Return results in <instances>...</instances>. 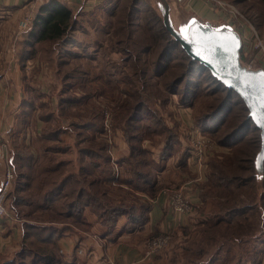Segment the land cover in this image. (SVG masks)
Returning a JSON list of instances; mask_svg holds the SVG:
<instances>
[{
    "label": "trees",
    "instance_id": "16d2710c",
    "mask_svg": "<svg viewBox=\"0 0 264 264\" xmlns=\"http://www.w3.org/2000/svg\"><path fill=\"white\" fill-rule=\"evenodd\" d=\"M145 1L158 10L154 0H129L123 7L119 0H105L91 10L74 12L57 0H49L28 21L19 61L36 57L60 79L64 89L56 96V112L47 107L37 114L34 109L40 96L29 90L26 111L12 133L8 165L14 178L6 197L10 203L5 201V206L22 222L21 247L0 264L59 263L56 240L71 227L89 229L83 215L86 208L108 229L121 215L127 217V223L146 219V204L107 197V185L114 179L105 144L98 137L101 111L92 103L94 97L104 96L114 105L113 127L122 132L129 148L126 167L131 179L126 184L133 190L149 191L159 168L144 143L177 144L176 132L168 129L161 115V109L171 108L169 95H178L179 104L192 111L193 128L230 149L224 155H211L205 164V181L198 186L200 205L196 207L203 220L190 231L182 229V235L188 237L170 249V264H260L264 259V246L257 243L264 237V192L258 194L256 186L260 179L264 190V163L260 178L254 168L259 131L247 118L238 95L185 53L165 29L160 11L151 3L145 6ZM241 3H247L249 17L260 26L264 0ZM96 11L108 15V30L101 36L95 29V55L82 57L66 46L75 42L76 15H94ZM198 71L207 72L209 87H215L212 91L203 92L200 79L192 82ZM75 88L83 90L82 95L72 94ZM234 97L239 101L233 102ZM232 107L238 108L231 113V120L214 122L221 114H229ZM31 117L40 119L44 126L35 141L28 143L24 127ZM221 125L222 130H218ZM250 128L255 135L242 141ZM62 135L69 136L78 156L74 172L66 173L58 159L68 146Z\"/></svg>",
    "mask_w": 264,
    "mask_h": 264
},
{
    "label": "crops",
    "instance_id": "0c3cea01",
    "mask_svg": "<svg viewBox=\"0 0 264 264\" xmlns=\"http://www.w3.org/2000/svg\"><path fill=\"white\" fill-rule=\"evenodd\" d=\"M48 1L0 0V144L5 146L4 149H0V182L11 150L12 133L21 114L26 111L30 88H37L43 93L48 89L46 86L49 85V88L52 86V81L47 75L43 82L34 80L41 75L39 72L45 74L48 72L45 64L36 57L19 61V53L26 39L24 32L28 29L19 30L18 23L25 18L32 19L40 6ZM57 1L76 12L91 10L105 0ZM186 7L191 13L205 18L208 22L215 20L211 8L202 2L191 0L187 2ZM169 111V114L162 116L168 129L176 132L177 144L171 146L169 141L168 143L156 141L145 142L143 146L149 151L151 159L159 165L155 175L152 176L149 191L133 190L127 186L126 182L131 176L126 167L129 154L126 140L120 130L114 129L113 119L110 122L111 132L107 137L108 141L105 139L101 125L98 137L105 144V155L114 179L107 185V197L113 201L146 204L148 206L146 219L142 223H127V217L121 215L116 219L114 227L108 229L90 209H84L83 215L89 229L85 231L71 227L63 232L56 240L59 252L57 264H170V249L182 241L181 239L188 237L182 235V229L190 231L193 225L202 219L196 207L200 205L198 186L205 181V174L202 180H197L188 160L189 135L192 129L191 110L179 104L171 105ZM43 126L44 123L40 119L31 117L24 127L25 142L33 143ZM169 137L170 134L168 140ZM62 138L64 143L71 142L68 135ZM73 148L70 146L62 154V157L66 154L72 155L70 161L65 163V158L62 160L66 173L77 169L78 162ZM115 167L117 177L113 173ZM180 187L184 188L183 192L189 198L191 209L185 214L177 215L172 210L169 192ZM151 189L152 193H150ZM6 201L8 203V200ZM20 229L18 221L0 218V260L20 249ZM157 235H166L168 243L152 256H147V242ZM260 264H264V259Z\"/></svg>",
    "mask_w": 264,
    "mask_h": 264
},
{
    "label": "rangeland",
    "instance_id": "374dc122",
    "mask_svg": "<svg viewBox=\"0 0 264 264\" xmlns=\"http://www.w3.org/2000/svg\"><path fill=\"white\" fill-rule=\"evenodd\" d=\"M127 1H129V0H119L118 5L120 6V3H121V6L123 7ZM190 1L191 0H167L168 5H169V9H170L171 18H172V21L174 24V28L176 30L182 31V33H184V34L186 33L185 32L186 27L188 25H190L194 20H199V21L201 20L203 24H205L207 22L205 18H201L199 16H196L187 9L186 4H187V2H190ZM216 1L222 3V6H219L216 3ZM241 1H243V0H215L212 2V4L204 3V5L211 8V10L213 12L212 14H213L215 20H209V21H211L210 23L212 26L216 27V26H220L223 24L230 25L240 35V39H241V48L239 50L240 63L249 69L255 70V69L260 68V69L264 70V22L260 26H257L248 15L249 13L247 12V3L243 4V3H241ZM145 2H146L145 3L146 5L145 4L144 5L149 7L151 1H145ZM252 3L253 2L248 3V4H252ZM151 4H152V8H156L153 3H151ZM119 10H120V7L118 8V10L116 12H119ZM156 10H157V8H156ZM158 10H157V12H158ZM109 11H112V10H109ZM253 14H257V11H254ZM76 20H77V27H76L77 30L73 32V34H75L74 35L75 36L74 37L75 42H74V44L66 46V48H68V50H73V51L76 50V52H78V54L80 56L82 55V57H83V55H85L87 57L88 56H94L95 54L93 52L94 49L92 48V46H93V43L95 42L94 41L95 37L97 36V35L95 36V34H97V33H95V29L100 31V32H98V34H100V35L107 32L108 29L106 28L105 24H106V21L108 20V15L104 14L103 12H99V11H96L94 15H91V12H85V13L79 12L76 15ZM111 55H112V59H117V57H116L117 55H114V54H111ZM104 61H106V60L104 59ZM71 62L74 63L75 61H71ZM47 70H48V72L46 74L44 72H39V74H41L39 76L40 79H39V77H36V78H34V80L38 79L41 82H43L42 80L47 78L45 76V75H47L52 81V86L50 88H49V85L46 86V87H48V89H46L43 93H41L39 91V89H37V88H32V89L30 88L31 91L37 92L40 96V98L35 103L36 109H34V110H36V114L38 112H44L45 110H48V108L51 111H55V109H56L55 106L57 104L56 96L59 94V92H62V90L64 89V85L61 83L60 79L57 76H55L52 73V71H50V69L47 68ZM206 76H207V72L200 74L198 71L197 73L192 75L191 80H192V82H194V81H197V79H200L201 80V83H200L201 90H203V92H210L215 87H212V86L209 87L210 84L208 83L209 81L207 82ZM124 86L125 85H122V87H124ZM182 87H183V85L179 86L180 89ZM82 92H83V90L75 88V89H73V91L71 93L74 95H82ZM109 93H113V92H109ZM178 97H179L178 95H169V100H171L170 105H173V106L179 105ZM51 98H52V102H51ZM109 99H110L109 97H105V96L104 97H94V99L92 101V103L96 104V106L101 111L100 124L102 125L103 131H104V124H105L104 120L106 118V115L108 114V124L110 126V129H111V123L110 122L113 119V117H111V116H112V113H114V111H113L114 105H112L110 103L111 100H109ZM207 101H208V98L202 100L203 103H205ZM232 101L238 102L239 99L237 101V98L234 97L232 99ZM39 104H43L46 107V109L41 108ZM198 108H202L200 106V104L198 105ZM237 108L238 107H232V111L229 114H227L226 116H225V113L221 114L219 117H217L214 120V122L216 121L218 124L222 120H223V122L229 120L231 115H232L231 113H235L237 111ZM52 109H54V110H52ZM169 112H170L169 109H167V110L161 109V115L169 114ZM191 116H192V111H191ZM216 125H213L212 128H214ZM193 126L194 125H193V120H192L191 128H193ZM221 127H222V125L219 126L218 130H222ZM186 130L189 131L190 127H189V130L188 129H186ZM254 135H255V132L252 131V128H250L247 131V134L244 137H242L243 139H241V140L242 141L246 140V139H248ZM63 136L64 135H62V137ZM209 139L212 142L213 149L210 150V152L208 153L207 158L205 160L206 163L210 158H212L211 155H213V156L215 154L224 155V154L228 153V150H230L227 147H221L217 143V141L214 137H210ZM65 144L68 145L66 147V149L69 146H71V142L65 143ZM62 154L58 155L59 160L62 161L63 158H65V163L67 161L71 160L72 155L66 154V155H64L65 157H62L63 156ZM75 154H76V160H77L78 156H77L76 151H75ZM77 167H78V163H77ZM63 168L66 171L65 166ZM206 168H207V166L205 167V171H206ZM205 171H204V173H205ZM113 173H114V170H113ZM256 186L258 187V191H259L258 194H263L264 190L261 187L260 179H258V181H256ZM9 203H10V201H8V204ZM11 216L14 220H16L13 213L11 214ZM200 220H203V219H200ZM16 221H18V220H16ZM18 223L21 224L22 222L18 221ZM259 240L263 241V242L260 243V241H258L257 242L258 245L264 246V237L261 236L259 238ZM250 247L251 246H247L245 248H250Z\"/></svg>",
    "mask_w": 264,
    "mask_h": 264
},
{
    "label": "water",
    "instance_id": "95a60500",
    "mask_svg": "<svg viewBox=\"0 0 264 264\" xmlns=\"http://www.w3.org/2000/svg\"><path fill=\"white\" fill-rule=\"evenodd\" d=\"M162 22L170 36L178 42L185 53L207 69L210 75L242 100L247 118L259 131L260 146L254 157L256 175L260 178L264 163V78L262 69H249L240 63L241 39L230 25L212 26L194 20L185 29V34L174 28L167 0H154ZM231 44L225 50L227 41ZM238 44V46H236Z\"/></svg>",
    "mask_w": 264,
    "mask_h": 264
},
{
    "label": "built area",
    "instance_id": "2783aa9c",
    "mask_svg": "<svg viewBox=\"0 0 264 264\" xmlns=\"http://www.w3.org/2000/svg\"><path fill=\"white\" fill-rule=\"evenodd\" d=\"M206 4H212L215 0H196ZM219 6H222V3L217 2ZM28 18L20 20L18 23L19 30H25L28 25ZM232 27V26H231ZM240 36V35H239ZM104 132L106 141H108L107 137L109 132H111L110 126L108 124V114L104 120ZM189 135V149H188V160L189 164L193 168L195 172V177L197 180H202L204 176V168H205V160L207 158L210 150L213 149L212 142L210 139L203 135L198 128H192ZM4 144H0V149H4ZM2 150V149H1ZM116 167L114 168V176L117 177ZM14 175L12 170L8 165V161L6 163V167L4 170L3 179L0 182V218H9L13 219L11 213L7 210L5 206V201L9 189L11 187ZM184 188H178L177 190L169 192V200L172 207V210L177 215H182L188 212L191 209V204L189 198L183 192ZM168 243V237L166 235H157L151 238L147 242V256H152V254L157 251L163 249Z\"/></svg>",
    "mask_w": 264,
    "mask_h": 264
},
{
    "label": "snow or ice",
    "instance_id": "6c2138e0",
    "mask_svg": "<svg viewBox=\"0 0 264 264\" xmlns=\"http://www.w3.org/2000/svg\"><path fill=\"white\" fill-rule=\"evenodd\" d=\"M196 22L193 21L192 24H195ZM235 38L232 37L231 40L227 41L225 45H222V47H225V50H227V47L231 44V41L234 40ZM238 46V44L236 45ZM262 78H264V73L259 74Z\"/></svg>",
    "mask_w": 264,
    "mask_h": 264
}]
</instances>
